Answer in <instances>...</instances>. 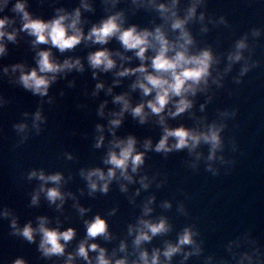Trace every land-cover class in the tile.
<instances>
[{
	"label": "clouds",
	"instance_id": "1",
	"mask_svg": "<svg viewBox=\"0 0 264 264\" xmlns=\"http://www.w3.org/2000/svg\"><path fill=\"white\" fill-rule=\"evenodd\" d=\"M45 2L47 0H41V3ZM100 3L105 15L93 22L85 14L96 13L97 0H79L72 9L55 7L54 15L49 19L35 15L30 10V0H0V59L9 55V44H18L22 33L30 38L28 42L35 52V66L19 62L0 67V77H9L12 84L41 98L34 113H23L25 119L13 125L20 137L19 143H25L33 130L37 135L44 130L48 118L43 105L54 103V97L50 95L52 86L62 78L67 79L71 73L91 70L96 83L90 95L99 97L104 92L112 99H104L98 105L97 113L107 120V124H96L93 145L96 149L107 145L103 156L105 167L79 170V175L86 181L88 196L95 197L97 193L107 195L116 183L135 205L137 197L154 184L162 188L167 177L159 179L161 173L149 175L144 170L152 152L168 157L186 149L192 158L186 161L189 168L198 169L203 161L206 171L213 176L220 174L217 164L224 166L226 173L230 171L235 160L224 155L223 133L228 127L227 121L238 115V109L221 110L215 120L208 122L207 116L198 115L194 110L196 99L201 94L206 97L199 105V112L205 113L214 99L213 86L224 88L225 78L237 64L240 65L239 73L233 77L236 84L243 83L244 77L259 67L260 61L254 60L253 55L255 45L264 37V29L252 28L236 39L221 69L219 66L224 63V54H217L212 46L199 47L189 27L199 23L202 34L211 30L209 25L231 27L225 16L216 18L208 15V0H100ZM121 3H127L128 7L121 8ZM9 10L13 15L6 14ZM140 10L154 14L150 26L130 22V14L135 16ZM113 41L119 44V48L109 47ZM41 45L48 47L42 48ZM81 45L89 49L86 57L67 55L61 59L54 51L72 53ZM108 73L113 77L111 83L102 78V74ZM126 80L130 81L128 90L117 93L116 89ZM69 87H76L75 79L69 82ZM134 93L139 94V99L134 98ZM64 94L61 93L62 96ZM7 103L9 101L0 95V108ZM110 103L116 107L110 109ZM184 115L195 121L194 127L185 124L172 126L170 121ZM129 116L139 125H158L161 130L158 141L152 137L141 141L131 133L118 135ZM204 145L208 146L206 156L200 151ZM232 151H239L235 139L232 140ZM64 156L69 161L76 159L72 152H66ZM71 179L61 171L49 173L43 168H34L27 173L28 181L38 182L31 193V207H39L43 198L49 207L63 214L68 201H73L71 207L83 220L86 234L72 251L68 249L77 239L78 230L75 227L64 228V221L59 216L55 219V226L47 215L21 225L13 210L7 207L0 209V219L10 220L11 235L29 243L38 241L37 250L42 259L53 261V258H62L63 264H174L175 258L180 256L179 264H187L192 257L203 256V241L198 239L201 233L194 224L185 226L175 240L165 239L162 246L147 247L156 237L174 231L167 215H153L156 195L145 198L140 206V215L134 223L128 224L127 235L120 239L111 230L109 222V217L115 216L119 208L113 207L107 215L96 213L89 216L92 208L84 206L76 193L65 190ZM137 184L139 187L131 192L130 186ZM80 194L84 195L83 188ZM160 207L170 210L173 202L164 200ZM176 210L184 216L189 215L183 201L177 203ZM117 239L118 247L111 250L100 242ZM226 248L231 260L208 255L204 257V264H264V246L251 231L230 240ZM12 264L29 262L19 257Z\"/></svg>",
	"mask_w": 264,
	"mask_h": 264
},
{
	"label": "water",
	"instance_id": "2",
	"mask_svg": "<svg viewBox=\"0 0 264 264\" xmlns=\"http://www.w3.org/2000/svg\"><path fill=\"white\" fill-rule=\"evenodd\" d=\"M78 2L79 0H59L56 3L55 0H47L41 3V0H30V10L37 16L49 19L54 15L55 7L72 9ZM120 7L127 8L128 4L121 3ZM96 9L95 14H85L93 22L105 15L100 0H97ZM203 10L202 8L201 11ZM207 12L210 17L225 16L231 27L209 25L211 30L206 34L200 32L199 23H193L189 27L199 47L212 46L217 54H224V63L219 66L221 69L226 64V54L236 39L252 28L264 29V0H208ZM6 14L13 15L10 10ZM129 18L131 23L150 26L155 17L153 13L140 10L135 16L130 14ZM29 39L22 33L18 44L10 43L9 55L0 59V67L19 62L35 66V52L31 49ZM109 47L119 48V44L113 41ZM54 51L63 59L67 55L86 57L89 49L81 45L72 53L61 54L58 50ZM253 59L259 60L260 65L244 77L243 83L236 84L233 80L239 73L240 65L237 64L225 78L224 88L217 89L213 86L214 99L206 112H199L200 103L206 99L203 94L197 97L194 109L198 115L207 116L208 122L215 120L221 110L238 109V115L227 121L228 127L223 133L226 145L224 155L235 160L231 170L226 173L224 166L217 164L221 169L220 174L213 176L206 171L203 161L198 169L189 168L186 161L192 158L186 149L171 153L168 157L155 152L149 153L144 170L149 175L161 173L159 179L166 176L167 183L162 188H157L154 184L151 189L142 192L135 205L130 203L128 194L122 193L116 183L107 195L97 193L95 197L88 196L86 181L79 175L81 168L105 167L103 156L107 150V145L103 149H96L93 145L96 124H107V120L97 113L98 105L104 99L110 101L112 98L104 92L99 97L90 95L96 83L92 79L91 70L71 73L67 79L62 78L52 86L50 95L54 97V103L43 105L44 114L48 118L47 124L39 135L33 130L23 144L19 143L20 137L13 125L25 119L23 113H34L40 106L41 98L12 84L9 77H0V95L9 101L0 108V209L7 207L13 210L20 218L21 225L30 220L35 221L38 216L47 215L53 220L52 226H55V219L59 216L64 221V228L75 227L78 230L77 239L68 249L72 251L79 239L86 234L83 220L71 207L73 201H68L63 214L54 207H49L43 198L39 207L30 206L31 193L38 182L28 181L27 173L34 168H43L49 173L61 171L66 177H72L65 190L76 193L84 206L92 208L89 216L96 213L107 215L113 207H118L119 211L115 216L109 217V222L111 230L120 239L127 235L128 224L134 223L140 215V206L145 198L156 195V211L153 215H167L174 225V231L156 237L147 247L151 249L162 246L165 239L175 240L185 226L194 224L201 233L198 239L203 241L204 254L192 257L187 264H204V257L208 255L231 260L227 243L247 231H251L253 237L264 246V37L255 45ZM102 78L108 83L113 79L111 73L102 74ZM73 79L76 80V87L71 88L69 82ZM128 85L130 81L126 80L116 92L128 90ZM61 93L65 94L62 96ZM133 95L135 99H139L138 93ZM80 105L85 107L81 108ZM115 107L109 104L110 109ZM28 122L31 124L30 118ZM170 123L174 127L180 124L195 126V121L188 115ZM130 133L141 141L147 137L158 141L161 130L152 123L139 125L129 116L118 130V135L126 136ZM233 139L239 145L237 152L232 151ZM200 151L206 156L208 146H202ZM66 152H72L76 159L67 160L64 156ZM136 187L139 185H131L130 191L134 193ZM81 188L84 189V195L80 194ZM164 200H171L173 208L162 209L160 204ZM180 201L189 210L188 216L177 212L176 205ZM11 231L10 220L0 219V264H12L19 257L25 258L29 264H63L62 258H53V261L42 259L37 250L38 241L29 243L21 237L11 235ZM100 242L111 250L118 247L119 239ZM180 259L177 256L174 264H179Z\"/></svg>",
	"mask_w": 264,
	"mask_h": 264
}]
</instances>
